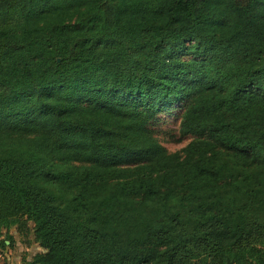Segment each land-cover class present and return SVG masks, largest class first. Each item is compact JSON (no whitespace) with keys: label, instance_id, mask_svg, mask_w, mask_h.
<instances>
[{"label":"trees","instance_id":"1","mask_svg":"<svg viewBox=\"0 0 264 264\" xmlns=\"http://www.w3.org/2000/svg\"><path fill=\"white\" fill-rule=\"evenodd\" d=\"M14 227L19 264H264V0H0V264Z\"/></svg>","mask_w":264,"mask_h":264},{"label":"rangeland","instance_id":"2","mask_svg":"<svg viewBox=\"0 0 264 264\" xmlns=\"http://www.w3.org/2000/svg\"><path fill=\"white\" fill-rule=\"evenodd\" d=\"M181 108L176 107L170 110L160 112L158 119L154 122V130L159 135V138L170 150H177L183 147L188 141L189 137L181 136L179 134V113ZM13 232H15L13 230ZM41 246L33 238L32 240L28 235L21 238L17 236L13 249L11 250L10 259L7 260L8 264H19L23 256H33V254L41 250ZM5 260L4 257H1ZM9 261V262H8ZM236 264V262H234Z\"/></svg>","mask_w":264,"mask_h":264},{"label":"crops","instance_id":"3","mask_svg":"<svg viewBox=\"0 0 264 264\" xmlns=\"http://www.w3.org/2000/svg\"><path fill=\"white\" fill-rule=\"evenodd\" d=\"M14 231H15V238H17V236H19V238H21L20 237V235L19 234H17V231H16V229H15V227H14ZM10 242V240L9 239H7V243H9ZM13 249V247H10V248H8V250H7V260L8 259H10V256H11V250ZM9 262V261H8ZM20 263V262H19Z\"/></svg>","mask_w":264,"mask_h":264},{"label":"water","instance_id":"4","mask_svg":"<svg viewBox=\"0 0 264 264\" xmlns=\"http://www.w3.org/2000/svg\"><path fill=\"white\" fill-rule=\"evenodd\" d=\"M227 264H234V260L230 257L227 258Z\"/></svg>","mask_w":264,"mask_h":264}]
</instances>
